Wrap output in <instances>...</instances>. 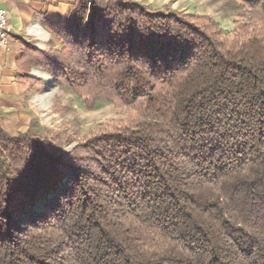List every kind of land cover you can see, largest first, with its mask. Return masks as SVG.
<instances>
[{"label":"trees","instance_id":"trees-1","mask_svg":"<svg viewBox=\"0 0 264 264\" xmlns=\"http://www.w3.org/2000/svg\"><path fill=\"white\" fill-rule=\"evenodd\" d=\"M236 1L230 31L139 0L44 20L30 65L126 113L70 148L0 113V264H264V0Z\"/></svg>","mask_w":264,"mask_h":264},{"label":"crops","instance_id":"crops-1","mask_svg":"<svg viewBox=\"0 0 264 264\" xmlns=\"http://www.w3.org/2000/svg\"><path fill=\"white\" fill-rule=\"evenodd\" d=\"M76 0H0L8 13L9 33L0 50V113L2 125L10 132H24L37 113L40 91L30 78L44 72L30 62L34 53L59 46L44 20L64 21ZM140 1V0H139Z\"/></svg>","mask_w":264,"mask_h":264},{"label":"rangeland","instance_id":"rangeland-1","mask_svg":"<svg viewBox=\"0 0 264 264\" xmlns=\"http://www.w3.org/2000/svg\"><path fill=\"white\" fill-rule=\"evenodd\" d=\"M140 2L152 8L166 5L183 13L208 16L227 31L235 27L238 19L236 14L239 12L236 0H140ZM55 41L59 46L42 51L59 50L61 43L56 39ZM39 68L44 72L43 77L30 79L35 87L34 90L41 92L37 101L38 115L31 121H35L52 133H57L67 148L76 141L82 140L96 126L124 117L126 113L124 107L104 99L96 100L92 108H87L73 91L61 86L42 67ZM16 132L18 131L11 133Z\"/></svg>","mask_w":264,"mask_h":264},{"label":"built area","instance_id":"built-area-1","mask_svg":"<svg viewBox=\"0 0 264 264\" xmlns=\"http://www.w3.org/2000/svg\"><path fill=\"white\" fill-rule=\"evenodd\" d=\"M7 11L0 6V50L6 45L9 33V21Z\"/></svg>","mask_w":264,"mask_h":264}]
</instances>
